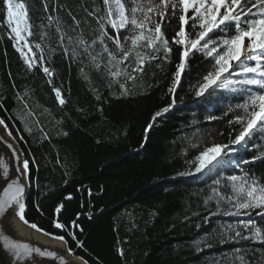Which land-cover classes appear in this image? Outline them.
Here are the masks:
<instances>
[{"label": "trees", "instance_id": "1", "mask_svg": "<svg viewBox=\"0 0 264 264\" xmlns=\"http://www.w3.org/2000/svg\"><path fill=\"white\" fill-rule=\"evenodd\" d=\"M19 2L28 10L32 34L23 35L32 51L23 48L25 41L17 46L26 57L36 60V66L28 68L14 47V34L9 38L0 0V117L31 162L26 219L48 233L64 236L72 251L89 264H231L235 250H240L249 264H258L264 244L250 240L221 244L218 233L226 225L250 220L264 225V217L256 215L259 210L251 216H228L223 210L234 209L225 203L221 213L213 215L216 200L205 204V199L212 194L216 179L239 175L241 168L264 177V162L225 167L213 175H177L189 170L186 161L204 147L228 144L230 134L235 138L240 128L228 124L234 114H223L229 105L241 103L242 95L217 90L207 99L195 98L192 85L210 67L205 57L196 53L192 71L182 76V86L177 88L176 106L152 119L172 100L168 88L182 50L173 43L179 31V13L162 22L172 48L171 62H165L161 51L156 60L145 63L142 75L135 74V82L125 81L123 76L113 82L102 45L97 42L85 52L76 43L81 35L89 44L99 36L97 18L105 15L103 0ZM127 3L130 7L131 0ZM96 8L100 11L95 12ZM49 16L54 18L51 24ZM156 21L161 22L158 16ZM58 26L65 33L63 46ZM106 30L121 40L129 34L125 30L117 33L110 26ZM68 37L73 38L71 44ZM37 43L42 53L35 48ZM106 43L115 48L111 40ZM145 51L151 54L150 49ZM92 56L101 64L98 70ZM134 62L133 56L125 64L134 66ZM41 64L53 71L51 77L45 75ZM121 83L126 84L129 95H121ZM54 89L60 90L64 105L59 104ZM209 114L223 119L208 121ZM257 141L264 144L262 137ZM192 143H198V148L191 147ZM254 154L250 151L244 158L251 159ZM61 204L62 213L57 214L55 209ZM54 219L66 229H55ZM200 240L213 246L200 244L202 250L197 251L195 242ZM77 241L82 244L79 248Z\"/></svg>", "mask_w": 264, "mask_h": 264}, {"label": "snow or ice", "instance_id": "2", "mask_svg": "<svg viewBox=\"0 0 264 264\" xmlns=\"http://www.w3.org/2000/svg\"><path fill=\"white\" fill-rule=\"evenodd\" d=\"M3 4L10 28L9 38H12L11 34H14V47L21 53L28 68L32 69L36 66V60L26 57L22 48L17 46L20 41H25L23 48H27L29 52L32 51L23 35L25 32L29 36L32 34L26 4L19 0H3ZM103 5L105 15L97 18L100 33L97 39L89 44L81 35L76 43L85 52H88L89 48L97 42L102 45V51L108 54L107 71L113 82H118L117 78L121 76L125 78V81L135 82V74L142 75L145 63L156 60L158 58L156 54L161 51L164 53L165 62H171L172 48L162 31V22L179 13V31L176 32L173 43L181 46L182 50L180 62L176 65L172 83L168 88V94L172 100L166 107L155 113L153 121L176 106L177 88L182 86V76L192 71L190 64L196 53L204 56L210 67L206 74L192 85L195 98L207 99L217 90L241 94L243 97L241 103L229 105L223 114L224 116L229 113L234 114L233 118L228 120V124L239 126L240 130L235 138L231 139L230 134L228 144L212 143L211 146L204 147L194 159L186 161L189 170L177 173L178 176L213 175L218 174L225 167L241 168V165H251L255 161L264 162V144L257 141V137L264 138V0H131L130 7L127 0H103ZM45 11H47L46 3ZM99 11V8L95 9V12ZM157 16L161 22L156 21ZM53 19L51 16L48 17L49 24ZM77 24H79L78 21ZM186 25L190 30L186 31ZM108 26L117 33L125 30L129 34L124 36L123 40L119 36H110L106 30ZM57 31L60 32L63 46L65 33L59 26ZM68 40L71 44L73 38L68 37ZM107 40L114 43V49L107 46ZM35 48L43 52L41 44L37 43ZM146 49H150L151 54H148ZM64 50L67 54L68 48L65 47ZM72 51L75 55V48ZM133 56L135 57L134 66L125 64V61ZM91 59L98 70L101 64L97 62L95 56ZM40 60H43L42 55ZM156 66L160 67L159 64ZM41 67L46 76L53 75V71L48 67L43 64ZM81 72L83 73V70ZM120 88L121 95L130 94L125 83H121ZM54 91L59 104L64 105L66 101L62 98L60 90L54 89ZM97 99L100 97L97 96ZM28 115L31 116L32 113L29 112ZM206 119L220 120L223 116L209 114ZM0 125H3L4 130L7 131L4 120H0ZM152 126L150 124L149 129ZM26 130L31 132L27 126ZM8 134L11 135L10 132ZM2 142L3 138L0 137V143ZM198 146V143L191 144L193 148ZM7 147L11 149L13 146L8 144ZM250 151L256 154L252 155L251 159H245V155ZM12 155L20 160L18 153L13 152ZM30 163L28 159H23L22 167L16 169L20 175L10 177L9 164L3 156H0V178L6 183L2 189L3 194L0 195V264H37L36 258L54 257H59L60 264H66L59 253L16 240L5 229L3 220L11 211L24 225L44 235H51L26 219V189L21 182V177L25 180L29 179ZM225 188L230 189V192H225ZM211 193L205 199V204L216 200V212L213 215L221 213L222 205L226 203L234 211L223 210L224 215L251 216L254 210H259L256 215L264 217V177L258 176L249 168H241L239 175L216 179ZM66 199L70 200L71 196ZM63 207V204L58 205L55 212L61 214ZM52 224L55 229H66V225L58 219H54ZM73 225L78 227L75 221ZM69 234L76 241V236ZM52 238L67 243L62 235L52 236ZM218 239L221 244L240 240L264 244V225H258L251 220L240 224H229L219 231ZM195 243L197 251L202 250L199 247L200 244L209 248L213 246L207 240ZM81 246L82 244L77 241V247ZM118 251L120 255H123L122 250ZM68 252L69 255L74 254L70 247ZM239 252L240 250H235L234 256L230 258L231 264H235L236 260L239 264H249L246 257ZM83 264H87V261ZM258 264H264V253Z\"/></svg>", "mask_w": 264, "mask_h": 264}, {"label": "water", "instance_id": "3", "mask_svg": "<svg viewBox=\"0 0 264 264\" xmlns=\"http://www.w3.org/2000/svg\"><path fill=\"white\" fill-rule=\"evenodd\" d=\"M0 120H3L0 117ZM7 126V125H6ZM11 133L10 129L7 126V131L4 130V126L0 125V137L3 138V142L0 143V156H3L9 164V176L16 177L20 173L16 172L17 168H21V161L26 159L20 145L14 138V136L9 135ZM8 144H11L13 147L9 149ZM13 152H16L20 155V160H17L15 156L12 155ZM21 182L25 185L26 189V200L30 189L29 179L25 180L21 177ZM6 186L5 180L0 178V195L3 194L2 189ZM4 226L8 234L15 238L16 240L22 242H28L31 245L38 246L41 248H46L52 251L59 253L63 257V260L66 264H83L86 261L79 255H76L73 251V255H69L68 252V243L65 244L64 241L53 239L52 236H57L54 234L44 235L42 232H36L34 229H31L27 225H24L18 217L15 216L14 212H11L5 216L3 220ZM66 241V239H65ZM67 242V241H66ZM37 264H60L59 257L54 258H36ZM87 264H89L87 262Z\"/></svg>", "mask_w": 264, "mask_h": 264}]
</instances>
